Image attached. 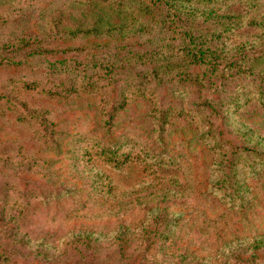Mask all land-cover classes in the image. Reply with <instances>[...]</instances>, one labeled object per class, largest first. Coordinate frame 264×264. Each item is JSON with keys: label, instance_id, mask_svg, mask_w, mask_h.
<instances>
[{"label": "rangeland", "instance_id": "rangeland-1", "mask_svg": "<svg viewBox=\"0 0 264 264\" xmlns=\"http://www.w3.org/2000/svg\"><path fill=\"white\" fill-rule=\"evenodd\" d=\"M259 21L264 0H0V264H264Z\"/></svg>", "mask_w": 264, "mask_h": 264}, {"label": "trees", "instance_id": "trees-1", "mask_svg": "<svg viewBox=\"0 0 264 264\" xmlns=\"http://www.w3.org/2000/svg\"><path fill=\"white\" fill-rule=\"evenodd\" d=\"M170 21L173 23V22H174V19H171ZM249 21H251V23H252V22H255V20H252V19H250ZM259 22H263L262 25L264 26V21H259ZM94 29L97 30V27L94 26ZM189 40H191V39H189ZM204 55H206L205 52L197 51V53L194 54V60H195L197 63H199V62L203 61V56H204ZM213 58H214V57L211 58V61L213 60ZM65 61H66V60H64V59H60V60L57 61V62H59V63H64ZM109 67H110V66H109ZM111 70H112V69H111ZM111 70H108V71H111ZM216 70H217V69H214V70L212 69V72H215ZM73 88H74V87H71L72 90H73ZM69 90H70V89L67 88V89H66V92H68ZM136 91H137V92H141V89H136ZM120 108H122V107H120ZM120 108H119V109H120ZM114 110H116V107L113 106V107L110 109V111H109V112H110L109 116H112V111H114ZM104 160H105V162H106L108 165H109V164H111V165L118 164L117 159L114 158V156H111V155H110V156H109V155H108V156L106 155V157H105Z\"/></svg>", "mask_w": 264, "mask_h": 264}]
</instances>
